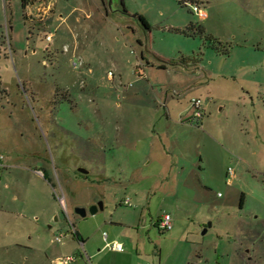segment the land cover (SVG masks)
Returning <instances> with one entry per match:
<instances>
[{
    "label": "rangeland",
    "instance_id": "374dc122",
    "mask_svg": "<svg viewBox=\"0 0 264 264\" xmlns=\"http://www.w3.org/2000/svg\"><path fill=\"white\" fill-rule=\"evenodd\" d=\"M197 1L123 0L144 46L102 0H0V264H264V0Z\"/></svg>",
    "mask_w": 264,
    "mask_h": 264
},
{
    "label": "water",
    "instance_id": "95a60500",
    "mask_svg": "<svg viewBox=\"0 0 264 264\" xmlns=\"http://www.w3.org/2000/svg\"><path fill=\"white\" fill-rule=\"evenodd\" d=\"M104 2V5L106 7L107 15L112 20L118 22V23H124L128 25H132L135 29V34H137L140 37V40H143L144 46L146 45L148 41V28L143 24V22L140 20L138 15H133L130 12L127 11L125 8V5L123 3V0H102ZM160 64L162 67L167 66H173L178 67L184 71H193L197 68L196 65H186L183 62H172L167 59H163L159 56H157ZM77 172L83 175H87L89 171L85 167H78ZM103 204L101 201L97 202L96 204L91 205L88 209L84 207H76L74 208L75 214H77L80 217H85L88 213L93 215L95 214L99 209H102ZM211 226V223L208 222L205 228L202 230V234L206 233L207 228Z\"/></svg>",
    "mask_w": 264,
    "mask_h": 264
},
{
    "label": "built area",
    "instance_id": "2783aa9c",
    "mask_svg": "<svg viewBox=\"0 0 264 264\" xmlns=\"http://www.w3.org/2000/svg\"><path fill=\"white\" fill-rule=\"evenodd\" d=\"M177 1L183 5L190 4L192 12L197 14L201 19H204L207 17V13L205 9L199 5L197 0H177ZM47 39L50 40L51 39L50 36H48ZM141 62L138 65V70L136 71L138 75L143 74V72H141L142 70L140 69V66L142 65ZM190 103H191V108H192V117L196 119H201L203 116L202 111L204 110V106L202 105L201 100L198 98H193ZM3 167H4L3 156L0 155V168H3ZM227 174H232V170L229 169ZM157 227L162 230H170L172 228L171 216L167 213L161 215L157 221ZM56 239L57 241H60V237ZM104 248L111 250V251H117V252L124 251L123 244L118 241H112V242L106 241L104 244ZM72 260H73L72 257L67 256L65 258H60L58 260V264H69Z\"/></svg>",
    "mask_w": 264,
    "mask_h": 264
},
{
    "label": "crops",
    "instance_id": "0c3cea01",
    "mask_svg": "<svg viewBox=\"0 0 264 264\" xmlns=\"http://www.w3.org/2000/svg\"><path fill=\"white\" fill-rule=\"evenodd\" d=\"M24 8H27V5L24 7ZM96 8H97V10H98V12L100 13V14H102V12H101V10H100V8H99V4H97L96 5ZM87 13V16H89L90 15V13L89 12H86ZM173 127H181V128H192L193 126L191 125V124H187V123H183V122H177V121H175V120H173ZM173 138H174V136H173ZM175 138L173 139V144L175 143ZM175 162H176V159H175V156H174V154H173V174H175ZM81 243H82V241H81ZM102 249H105L104 248V245H103V247H102ZM111 251V250H110ZM111 253H115V254H117L118 256H123V255H125V254H123L124 253V251L123 252H117V251H111ZM60 258H55V259H52L51 260V263L52 264H58V260H59Z\"/></svg>",
    "mask_w": 264,
    "mask_h": 264
},
{
    "label": "trees",
    "instance_id": "16d2710c",
    "mask_svg": "<svg viewBox=\"0 0 264 264\" xmlns=\"http://www.w3.org/2000/svg\"><path fill=\"white\" fill-rule=\"evenodd\" d=\"M25 5H26V0H21V6H22V8H24ZM181 5H183V4H181ZM138 16H139L140 20L143 22V24L148 28V24L145 21V19L141 15H138ZM192 28H193V25H189L188 29H192ZM202 30H203L202 28H199V31L200 32H203ZM178 61L185 63V61H181V60H178ZM178 61H172V62H178Z\"/></svg>",
    "mask_w": 264,
    "mask_h": 264
}]
</instances>
